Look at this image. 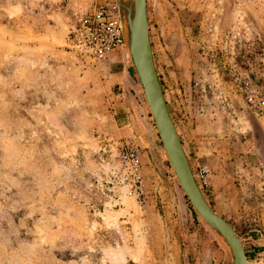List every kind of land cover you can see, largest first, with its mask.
<instances>
[{
    "label": "rangeland",
    "instance_id": "obj_1",
    "mask_svg": "<svg viewBox=\"0 0 264 264\" xmlns=\"http://www.w3.org/2000/svg\"><path fill=\"white\" fill-rule=\"evenodd\" d=\"M147 1L166 98L190 117L227 198L200 188L248 264H264V113L240 88L264 95V0ZM115 4L0 0V264H233L175 176L130 54L94 60L76 45L90 10ZM157 14L192 75L172 71L163 51L175 38ZM128 135L146 157L145 201L119 165Z\"/></svg>",
    "mask_w": 264,
    "mask_h": 264
},
{
    "label": "water",
    "instance_id": "obj_2",
    "mask_svg": "<svg viewBox=\"0 0 264 264\" xmlns=\"http://www.w3.org/2000/svg\"><path fill=\"white\" fill-rule=\"evenodd\" d=\"M147 3V0H117L124 50L133 60L165 153L185 195L201 218L225 242L233 257V264H248L244 244L236 230L205 198L169 111L154 60Z\"/></svg>",
    "mask_w": 264,
    "mask_h": 264
},
{
    "label": "built area",
    "instance_id": "obj_3",
    "mask_svg": "<svg viewBox=\"0 0 264 264\" xmlns=\"http://www.w3.org/2000/svg\"><path fill=\"white\" fill-rule=\"evenodd\" d=\"M84 33L77 37V47L87 58L101 60L117 53L125 46L120 22L118 5L94 7L82 20ZM247 104L259 113H264V95L259 88L244 82L241 86ZM120 168L129 176L135 194L142 200L147 199L142 169V150L133 135L121 137L116 141ZM213 172L209 165L197 167L195 177L201 188L211 187Z\"/></svg>",
    "mask_w": 264,
    "mask_h": 264
},
{
    "label": "crops",
    "instance_id": "obj_4",
    "mask_svg": "<svg viewBox=\"0 0 264 264\" xmlns=\"http://www.w3.org/2000/svg\"><path fill=\"white\" fill-rule=\"evenodd\" d=\"M156 24L158 25L157 26L158 28L160 27V25L163 27V31L162 32H163L164 35L166 34V38L167 39H169V36H170V40L173 39V37L175 38V39H173V41H174L173 43H168L167 42L168 51H166V50L163 51L164 57H166V60L169 61V64H171L173 66L172 71L176 75L177 74L176 73V69H179V70L181 69V71H183V72L180 71V73H178V74L188 75L189 72H190V75H192L193 74V66H191L192 62H191V60L190 61L188 60V58L190 59V57L185 55V57H184L185 59H183L182 61L179 59L180 57H182V54H183L184 50H183V46L178 43L177 38H176L177 36H173L171 31L166 33V30L164 29L165 28L164 27V20L162 18L160 19L158 14H157ZM160 37H162V36L160 34H158L157 39H158L159 42L156 43V44H155V41L151 38V42H153L152 48H153V52H154V58H155V61H156V64H157V69H158L159 75H161L162 66H160L159 63L161 61L160 57L162 55L160 53H157V51H159V52H160V50L162 51V47H163ZM175 43H178V45H176ZM169 50H170V52H169ZM178 50H181L182 52L178 53ZM165 70H167V68H165ZM132 71L133 70L130 69L131 73H132ZM168 84H169V86H171L172 82L169 81ZM172 87H173V84H172ZM167 100H168L169 111H170V113H171V115L173 117V120H174L175 124H176L179 136L181 138L182 144L184 146L185 152H186V154H187V156L189 158V161H190L191 165L194 168L196 166L198 167L200 165H206V162H205L206 159L203 158L200 154L197 153L198 147H195V146L193 147V145H192V144H196V143L199 144L200 143V140H197L198 137L196 136V132H197L196 131V127H195V130L190 129L189 128L190 117L186 116V115H184V117H180V111L178 109V106L172 104L171 101L169 100V98H167ZM178 119H179V121H178ZM185 119L188 120L187 123H186ZM183 120H185V121H183ZM146 121H148V120H146ZM186 125H187V127H186ZM128 126H131V123H129ZM132 131H131V133H133ZM202 139H204V138H202ZM200 151L201 150H199V152ZM144 160L146 161V157L144 156V154H142V161H144ZM145 170H146V166H145ZM220 182H221L220 177H218V176H216L214 174L212 176L211 188L207 190V199H210L212 202L213 201H217L216 199L220 200L221 198H223V199L227 198V195H225L226 191L220 190V186H219ZM263 188H264V183H263ZM234 199L235 198H232L233 201H234ZM162 226H163V228H166L167 231H168L167 227L169 229H171L170 225L167 222L163 221ZM172 230L174 232L175 228H172L171 231ZM172 261H173V263L170 262V264H184L183 260H180L178 262H177V260H172Z\"/></svg>",
    "mask_w": 264,
    "mask_h": 264
},
{
    "label": "flooded vegetation",
    "instance_id": "obj_5",
    "mask_svg": "<svg viewBox=\"0 0 264 264\" xmlns=\"http://www.w3.org/2000/svg\"><path fill=\"white\" fill-rule=\"evenodd\" d=\"M149 19V18H148ZM149 30H150V27H149ZM161 35V34H160ZM150 38H151V33H150ZM178 48V47H177ZM182 51L181 50H178V53H181ZM153 54H154V52H153ZM185 52H183V54H182V57H180L179 59L182 61L183 59H185L184 57H185ZM154 60H155V58H154ZM155 64H156V61H155ZM156 68H157V64H156ZM157 71H158V69H157ZM179 71H181V69L179 70ZM181 72H183V71H181ZM179 73V72H178ZM159 74V73H158ZM185 77L186 76H184V80L182 79V82H183V84H186L187 85V82H186V79H185ZM159 79H160V81L162 80V78H161V76L159 75ZM161 84H162V87H163V83H162V81H161ZM183 84H180L181 86H183ZM163 90H165L164 88H163ZM176 91H178V90H176ZM164 93H165V91H164ZM165 96H166V94H165ZM167 99V98H166ZM167 103H168V100H167Z\"/></svg>",
    "mask_w": 264,
    "mask_h": 264
}]
</instances>
